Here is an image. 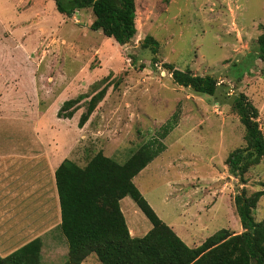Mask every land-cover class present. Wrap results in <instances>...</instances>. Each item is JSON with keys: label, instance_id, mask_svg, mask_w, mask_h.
Here are the masks:
<instances>
[{"label": "rangeland", "instance_id": "374dc122", "mask_svg": "<svg viewBox=\"0 0 264 264\" xmlns=\"http://www.w3.org/2000/svg\"><path fill=\"white\" fill-rule=\"evenodd\" d=\"M136 14L137 33L121 46L89 27L90 8L65 17L53 0H0V108H8L0 141H41V150L60 162L69 158L81 166L99 150L124 162L171 121L173 128L160 137L165 149L136 176L137 186L166 224L194 228L186 232L193 244L220 228L239 232L234 195L243 186L247 193L264 190V158L245 174L246 184L228 173L225 159L245 145L234 96L243 93L257 107L264 132V61L256 56L264 0H136ZM146 35L158 41L156 64L149 49L140 48ZM164 62L215 77V95L174 83ZM103 86V99L78 125L85 102ZM34 89L35 103L25 97ZM78 96L73 116L57 114L64 100ZM126 201L134 205L125 212L128 224L140 221L138 213L151 225L129 196L122 209ZM252 217L264 220V194ZM43 249L45 255L49 245ZM83 262L102 264L93 253Z\"/></svg>", "mask_w": 264, "mask_h": 264}, {"label": "trees", "instance_id": "16d2710c", "mask_svg": "<svg viewBox=\"0 0 264 264\" xmlns=\"http://www.w3.org/2000/svg\"><path fill=\"white\" fill-rule=\"evenodd\" d=\"M56 10L65 17L90 8L89 27L125 45L137 33L136 0H53ZM140 48L152 53L151 63L158 58V41L146 35ZM256 56L264 61V29L257 37ZM174 83L192 92L214 96L218 80L211 75H195L162 63ZM106 86L85 102L78 125L82 126L103 99ZM81 96L64 100L57 114L69 118L78 108ZM232 108L244 127L245 145L229 152L225 159L227 171L246 184L245 174L264 158V132L259 126L258 109L239 93L232 99ZM174 114V118H175ZM163 125V139L173 128ZM160 137L141 144L124 162L96 152L85 165L64 158L55 170V183L60 205V231L68 251L62 264H81L93 253L102 264H264V220L255 221V208L264 190L247 193L245 187L234 195V207L241 224L239 232L220 228L196 246H188L150 206L132 181L155 156L165 149ZM129 196L151 223L142 236H131L120 209L119 200ZM42 242L32 239L1 257L0 264H43L40 262Z\"/></svg>", "mask_w": 264, "mask_h": 264}, {"label": "crops", "instance_id": "0c3cea01", "mask_svg": "<svg viewBox=\"0 0 264 264\" xmlns=\"http://www.w3.org/2000/svg\"><path fill=\"white\" fill-rule=\"evenodd\" d=\"M25 97L30 98L33 103L34 100L38 102V92L35 89L33 94L29 96L26 93ZM31 101L26 100L25 104L29 106ZM3 103L7 106V99ZM31 107H36L37 113H41L39 105L33 104ZM7 110L6 107L0 108V118L4 117L2 115ZM40 142L0 141V256L4 257L32 239L39 238L42 242L40 262L56 264L62 262L68 251L66 239L59 228L61 215L55 183V170L60 161L57 155L41 150ZM149 164L133 177L135 184L136 176L144 172ZM137 187L155 210L151 200L139 186ZM125 198L127 196L119 200V205ZM125 205L126 210L120 206L124 217L128 206L134 209L131 201H126ZM137 216L140 221H131L129 224L125 217L129 233L135 237L144 235L146 232L142 230L147 228L148 231L151 227L138 213ZM169 226L188 246H196L206 238L203 237L198 244H193L189 240L191 235L186 233L194 232L190 224L173 223ZM46 244L49 245L50 250L45 251V256L43 247ZM63 245L64 250L61 249ZM81 264L84 262L82 261Z\"/></svg>", "mask_w": 264, "mask_h": 264}]
</instances>
